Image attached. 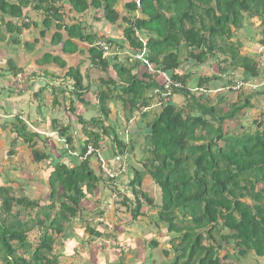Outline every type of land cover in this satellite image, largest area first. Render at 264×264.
Returning <instances> with one entry per match:
<instances>
[{"label": "trees", "instance_id": "1", "mask_svg": "<svg viewBox=\"0 0 264 264\" xmlns=\"http://www.w3.org/2000/svg\"><path fill=\"white\" fill-rule=\"evenodd\" d=\"M119 2H124L126 14L123 16L116 8ZM26 7L44 13V30L40 36H45L55 24L57 31L51 44L61 45L64 53L80 49L75 39L88 43L91 64L101 69L106 78L100 80L96 94L99 115L88 121L78 116L86 136L78 155L73 150L74 139L68 124L60 126L53 121L54 132L65 139V144H70L58 152L59 155L54 151L52 154L41 152L35 140H40L41 134L28 130L22 118L17 117L19 123L11 124V131L19 138L32 142L28 146L34 161L48 160L52 170L48 177L49 204L15 197L9 186L0 185V258L6 264H59L57 256L50 255L54 252L56 236L64 232L65 223L78 217L82 201L93 198L103 183L116 195L118 188L108 183L101 166H97L99 174L91 166L90 159L96 155H84L88 145L99 148L104 136L112 137L118 151L125 150V140L119 135L126 130L128 135L130 131L125 125L122 133L118 132L117 128H122L119 118H110L112 102H120L123 111H128L124 117L126 122L138 120V136L145 143L143 169H132V179L124 184L134 195L135 207L130 208L133 202L129 201L124 205L133 219L143 214L146 204L154 208L153 199L141 190L143 177L150 175L162 196L156 218L166 226L167 234H176L172 248L164 252L169 256L173 251L174 259L165 264H238L232 257L235 252L239 256L252 252L264 258V129L258 122L253 132L249 127L234 132L224 124L242 118V113L252 107L250 97L226 110L219 106L223 95L214 104L209 97L212 89L217 88L211 87L214 82L228 78L226 88L242 91L248 89L245 84L261 76L258 62L242 54L240 41L230 39L243 27L247 13L249 18L256 17L261 25L260 43L264 48V0H0L3 17L20 19ZM89 8L101 10L100 19L109 24L121 22L123 37H99L89 32L78 18L73 23L66 22L67 17L73 20L69 13L82 15ZM5 24L8 32L16 35L30 27L24 21ZM100 41L110 43L113 49L127 50L130 62H120L117 54L105 55L104 49L96 44ZM136 52L144 53L153 72L141 60L133 59ZM219 55L225 57L222 61L229 64L230 69L229 65L227 68L219 65L220 73L202 76L190 72L196 68L194 66ZM42 63L67 67L65 61L53 54H45ZM183 65L187 66V71L182 69ZM237 69L243 70L239 89H235L238 81L231 78ZM162 72L182 84L164 100L161 98ZM13 73L18 75V70ZM64 76L74 80L70 93L76 98L71 97L68 111L75 110L76 101L84 103L89 90L84 86L79 66H68ZM176 94L182 95L188 103L179 106L173 102ZM158 98L163 101L161 110L144 122L150 118V107ZM68 116L73 122V115ZM88 123L92 128L86 126ZM10 154L13 155V151ZM15 207L36 210L38 216L22 221L21 211L14 212ZM34 223L41 226L39 244L30 260L17 257L13 242L23 244ZM151 244L156 247L158 242L152 240ZM232 244L234 252L230 250ZM223 245L226 252L221 256Z\"/></svg>", "mask_w": 264, "mask_h": 264}, {"label": "rangeland", "instance_id": "2", "mask_svg": "<svg viewBox=\"0 0 264 264\" xmlns=\"http://www.w3.org/2000/svg\"><path fill=\"white\" fill-rule=\"evenodd\" d=\"M117 8L123 14L125 13L123 6L120 7L119 5ZM121 27H123V24L121 22H119V24L114 25L113 27V32H114L113 34L119 35L120 36L119 38H122L123 36V29H120ZM3 32L6 35L9 33L7 28L5 27L4 21L3 23H1V18H0V35ZM105 37H108V36H105ZM119 38H116V39H119ZM261 38H262V35H261L260 23H258V20L256 19V17L249 18L248 14L246 13L243 27L241 29H238L236 36L230 39L233 42H236L237 40L240 41L242 43V47H241L242 54L243 55L248 54L258 62L261 68V72H262L261 76L257 77L258 85H256L255 83L253 84L250 83L252 87L250 86V87H246L248 89H244L242 91H236V90H230L226 88V85L229 83L228 78L227 79L225 78L222 81L214 82L211 84L212 88L213 87H217V88L212 89V91L209 93V97L211 98L212 103L214 104V103L219 102L220 96L223 95L224 100L222 101V103L219 104V106L222 107L224 110L231 107L234 103H242L244 102L246 97H250V100L252 102V107L247 108L246 111L244 110L245 112L242 113V118L238 117V118H235L234 120L225 121L224 123L226 125H229L227 127L233 130L234 132H240V131L242 132L243 128L247 129V127H249L248 128L249 131L253 132L257 129L258 122H261L262 129H264V92H263L264 91V48L260 43ZM4 40L5 39H0V108L6 111L5 114H0V185L9 186L11 188L12 195L15 197H28L31 200H38V202L41 205L49 204L48 177H49L50 171L52 170L49 165V161L43 160L42 162H39V163L35 162L32 157V149L28 146L32 142L31 143L24 142L21 138L17 136L15 132L11 131V124L15 122L19 123V121L17 120V117L19 116H15L17 113H13L12 111L13 104H8L7 102H9L11 98L13 99L14 95H17V94L20 95L22 92H27L30 97V98L24 99V104L26 105L25 109H27L29 107H32L30 103L33 101L34 96L33 94H31V90L29 88L30 85L28 87L21 88V86H23L24 83L30 82L28 76H26L27 75L26 73L21 71V73H19L16 76L12 74L8 76L4 75L5 67H2V66L7 67L8 65L6 62L3 61V60H6L4 59L6 55L3 52L8 53L9 50L7 49V43H9L10 41L8 40L7 43H2V41ZM113 47L114 46L112 47L110 46V50L106 52V55H109L112 57V55L117 54L115 56H117V58L121 62H127V61L130 62V58L127 57L128 56L127 50L113 49ZM10 52L13 53V51H10ZM185 55H183L182 57H184ZM23 57H24L23 59H20L22 66L28 65L30 61L32 60V58L29 57L28 54L23 55ZM224 58L225 57L222 55H219V58L210 57L208 61L204 63L203 65L194 66L196 68H192L191 66L192 69L190 72L194 71L195 74L200 75V76L220 73L218 69L219 65L224 68H227V66L229 65V64L227 65V63L222 61L224 60ZM183 66L184 67H182V69L187 71V66L186 65H183ZM230 68L231 66L229 65L228 69ZM112 73L114 72L112 71ZM57 74L58 73H54V76H56ZM57 77L58 78H56L55 80H52L54 85H56V82H58L59 80H60L59 81L60 86L63 84H66L65 82H67V79H62L61 75ZM231 78L236 81L243 80V70L242 69L234 70L233 76ZM36 80L40 82L39 79L36 78ZM66 87L63 88V93L65 94L62 96H64L67 102H69V100H71V97L75 99L76 96L70 93V91H68V88L66 90ZM47 90H48L47 97L49 99V104H51L53 101V94L51 92L52 88L50 89L48 87ZM259 92H262V93L259 94ZM175 98L176 99L175 100L173 99V102H175L179 106H183L188 103L187 100L184 99V97L180 94H177ZM4 101L6 102L4 103ZM115 103L116 105L119 106L120 110H124L120 102H115ZM69 105L61 104L60 106L61 107L60 112H63V111L65 112V113L63 112V114L67 116L66 118L67 121L62 122V120H64L63 119L64 115L63 117L62 115H60L61 116L60 118L58 117H54V118H57L56 120L60 121L59 123L60 126L68 124L71 128L70 133L72 134V136H75L78 134L80 135L81 131L83 133L85 132V129H83L84 127L82 125L77 126V123H80V121L78 119V115L76 116L74 112H72V115L74 117V121H73L74 123L70 121L69 116H68V110L70 109ZM67 107H69V109ZM160 109L161 108L159 105L153 104L149 110L151 117L149 119L147 118V120H144V122L150 121V119H152L155 113L159 111ZM124 113L125 115H127L128 111L127 112L124 111L123 113L120 114L121 116H119L118 124L119 125L121 124L122 128H119V129L117 128V130H119L118 132H120V131H123L126 127H128L130 131L127 138L126 136L124 137L123 135H119L124 140L126 139L128 140L126 141L128 148L130 146L134 148V154L132 151H130V157H129L130 170L127 175V178L129 179L131 178L130 176H133L132 169L134 168L136 169V167L139 168L140 170L143 169V167L141 166V163H142L141 159L145 157V151H144L145 143H144V139L138 136V128H137L138 120L133 119L132 121H129L128 123L123 117ZM22 118H23L22 120L25 121L28 130L41 134L42 137L40 138V140L38 138L35 139L38 145L37 148L41 152L52 154L54 151L56 155H59L58 152H61L62 149L65 148L63 139H61V137L59 136L57 132L54 134L44 132L45 130L47 129L51 130V128H54L56 126L55 123L50 124L48 122V120L51 121V119L53 118L47 119L45 118V116H42L39 119L38 118L27 119L26 113L22 115ZM27 120H29L30 122L28 123ZM108 123L109 122H106V124ZM125 125L127 126L125 127ZM241 125H244V127L241 128ZM86 126L90 127L91 125L90 123H88ZM83 136L84 138L86 137L85 135ZM82 138L83 137H78V136L73 137L74 139L73 148L74 149L73 148L72 149L76 150L77 154H80L82 152L81 151L82 147L85 144L82 141ZM103 138L104 140L107 139L108 142H110V138L112 139L111 136H104ZM10 151H13L14 154L11 155ZM106 154H107L106 157L110 156L108 152ZM66 161L67 160H65V162ZM67 163L69 162L67 161ZM90 164L92 167H94L93 169L95 170V172L99 174L98 172L99 170H97V166H99L100 162L98 161L96 156L90 159ZM147 178L149 181H151L150 177H147ZM148 185L145 188L143 187V189L147 192L145 191L143 192L146 193L148 197L152 198L153 202H156L159 205L155 206L156 204H154V208L150 209L149 205L146 204V207H144L145 214H141L139 218L135 219L138 224L143 226L141 227L142 232H140L139 230L135 231V228H134V230L130 231L132 232V234H130V232H127L125 236L133 237L134 239H141L142 241L145 240V242H147V245H148L147 246L148 249L146 246H144L146 247L147 252L149 251L152 252L154 257L157 258L158 260L160 259L166 260V256L164 252L165 250H170L172 248L173 240L176 234L174 233L167 234L166 226H164L163 223H161L158 220V218H156L158 207H160L162 203V196L159 194L160 191H158V188L154 181ZM105 189L106 188L101 187L102 191ZM143 189L141 186V190ZM106 190L108 191V193L106 192H102V194L99 193L98 194L99 197L95 201V203L98 205L99 208L102 207V204L106 200L113 198L111 195H109L110 191L108 189ZM119 191L121 190H118L116 194L120 198L123 196V201L121 200L120 203L117 201L116 203L128 205L127 201H130V202H133L130 208L132 207L134 208L135 207L134 196H132V199H128V200L126 199L127 198L126 192L129 190L123 188V192H119ZM104 193H106L107 195L105 196ZM125 205H122V206H125ZM124 208H126V206ZM13 211L14 212L21 211L20 218L22 221L29 220L30 217L33 218L34 216H38L37 211L32 210V209H20V208L15 207ZM112 212L113 211H108V214L106 215V219L110 222L113 221L112 218L114 217ZM127 212H129V210H127ZM120 213L123 214L124 219L127 218V215H129L128 213H126V211H123ZM39 216L42 217V214H40ZM78 221L79 220L77 219L76 220L73 219L69 223H65L64 227L66 226L68 228L73 229L74 223ZM130 226L134 227V223L130 224ZM40 227L41 226H38V224L34 223L33 229H30L28 231L26 235L27 238L25 239V242L23 244L18 243L16 241L13 242L15 249L17 251L16 253L17 257L22 256L26 260L31 259L33 252L35 251V249L37 248L39 244L38 238H39V234L41 230ZM59 237L58 235L56 236V241L54 243V249H57V252L59 248L58 247V242L60 240ZM216 237L218 238V236ZM152 240H157L158 245L156 247L152 246L151 244ZM224 249H225V246L223 245L222 249L220 250L221 256L225 255L226 251ZM230 250L234 252L233 244L230 246ZM52 254H54V252L50 253L51 256ZM174 254L175 253L173 251L170 253L169 255L170 261L174 259ZM56 256L60 257V255H57V254ZM232 257L234 260H238V264H264V258L256 257L255 255L252 254V252L251 254H247L246 256H239L235 252ZM0 264H6V261L0 258Z\"/></svg>", "mask_w": 264, "mask_h": 264}, {"label": "crops", "instance_id": "3", "mask_svg": "<svg viewBox=\"0 0 264 264\" xmlns=\"http://www.w3.org/2000/svg\"><path fill=\"white\" fill-rule=\"evenodd\" d=\"M9 1L15 2V0H9ZM123 3L124 2H119L117 7L119 5L120 7H122ZM120 13L122 16L126 14V13L123 14L122 12ZM136 14L137 16H139V12H137ZM69 15L73 17V20L70 21L69 20L70 17L69 18L67 17L66 19L67 23L69 24L73 23L75 22V19L78 18L79 21L84 26L88 27L89 32H95L99 37L101 36H108L112 38L120 37L119 35L113 34L114 33L113 27L116 24H109L106 20L100 19L102 17L101 10H97V9L95 10L89 8L87 12L82 15L74 14V13H69ZM0 18H1V23H3V21L4 23H7V21H13V23L22 24V22L24 21L30 24V27L28 29H23V31L18 35L10 32L7 35L4 32L0 35V39H5L4 41H2V43H7V41L10 40L9 43H7V49L9 50L8 53L3 52L6 55V57H4V59L6 60L3 61L6 62L8 65L7 67L2 66L5 67L4 75L5 76L6 75L8 76L10 74L14 75L13 70H18V74L21 73V71L26 73L27 74L26 76H28L29 81L31 83L30 82H29L30 84L28 82L24 83V85L21 86V88L28 87L30 85L29 88L31 90V94H33L34 96L33 101L30 103L32 107H29L27 109H25L26 105L24 104V99L30 98L27 92H22L20 95L18 94L14 95L13 99L11 98V100L7 102L8 104H13L12 111L13 113H17L15 116H19L20 118H22V115L25 113L27 115V119L30 118L39 119L42 116H45V118L47 119L53 118L51 119V121L48 120L50 124H52L53 121H57L59 124L60 121L56 120L57 118L54 117L60 118L61 117L60 115H62V117L64 115L63 117L64 120H62V122L67 121L66 120L67 116L63 114L64 111L60 112L61 111L60 106L61 104L69 105V102L71 103V100L67 102L66 98L62 96L65 94L63 93V88L69 86L71 81L74 82V80L70 78H65L64 74L68 66L74 68L79 66L80 72L84 76V82H83L84 86L87 87V90H89V92L86 93V96L84 98L85 102L82 103L76 101V103L74 104L75 110L68 111V115L69 114L72 115L71 112L74 111L76 115L82 117L86 121H88L87 119L90 120L93 117H97L99 113L98 110L96 109L97 107L96 105L98 103L96 94L98 89L100 88V80L102 78H106V74L101 69L91 64L88 53V49L90 45L88 43L81 42L75 39L73 41L80 47V49L77 52L68 53V54L62 51L61 45L53 46L51 44V39L53 34L57 31L55 24L50 28V30L46 31L45 36H40L41 31L44 30V27L42 25L44 13L41 10L33 9L32 7L24 8L23 17L20 19L18 18L12 19L8 16L3 17L1 13H0ZM120 29H123V27H121ZM14 37H16L17 39L16 41H14L13 39ZM26 43H29L31 45L26 46L25 45ZM10 51H13V53ZM26 54H28L29 57L32 58V60L28 65L22 66L20 59H23L24 58L23 55ZM45 54H53L55 56H59L63 61L66 62L67 67L61 68L59 65L55 63L43 64L42 59ZM54 73H58V74L54 76ZM59 75L62 76V79H67V82H65L66 84L60 86V82H59L60 80H59L58 82H56V85H54L52 80L58 78L57 76ZM36 78L39 79L40 82H38ZM250 83L252 84L255 83L256 85H258V79L254 78L248 84ZM48 87L50 89L52 88L51 92L53 94V101L51 104H49V99L47 97ZM67 88L68 87H66V90ZM176 96L177 94L174 96L173 98L174 100L176 99L175 98ZM5 102L6 101H4V103ZM67 108L69 109V107ZM110 108H111L110 118L112 120L119 118V116H121L120 114L124 112L123 110H120L119 106L116 105V103L114 102L110 104ZM157 112L155 114H157ZM5 113L6 111L0 108V114H5ZM123 117H125V113L123 114ZM27 121L28 123L30 122L29 120ZM77 126H81V124L77 123ZM137 128H138V124H137ZM44 132L52 133V134L55 133L53 128H51V130L47 129ZM120 133H122V131H120ZM83 135L84 133L81 131L80 135L78 134L77 136L83 137L82 141H84L86 137L84 138ZM100 143H101L100 147L102 148L105 157L107 155L106 154L107 152L111 156L118 151L115 147V143L113 139L111 138H110V142H108L107 139L104 140L103 138V141H101ZM129 148L130 151H132L134 154V148L131 146ZM142 165L143 163H141V166ZM147 177H150V175H145L143 177L142 189L143 187L145 188L148 184L154 181L151 177H150L151 181H149ZM127 180L129 179L127 178V176H125L121 178V180L119 181L122 188L125 187L124 184L127 183ZM104 186L106 188L105 183H103L102 188ZM156 186L158 188V191H160L159 194L161 195V190L159 186L157 184ZM143 191L145 190L143 189ZM102 192L108 193L106 189L102 191L100 187L99 191L95 193L93 198L84 199L81 203V210L79 212L80 214L78 215L77 218H75V220L77 219L79 221L74 223L73 229L65 226L64 232L59 235L60 237L58 236L60 238L58 242L59 248H58V252L57 249H54V254L60 255V257L57 256L59 264H165L167 263L170 260L169 256H166V260L165 259L158 260L157 258L154 257L152 252L150 251L147 252L146 247L148 245L147 242H145V240L142 241L141 239H134L133 237L125 236L127 232L134 230V228L135 231L139 230L140 232H142L141 227L143 226L138 224L135 219L133 220L130 212H127V210L129 209L124 208L125 206H122L124 204L116 203L117 201L119 203L121 202V200L123 201V196L120 198L118 197V195L116 197L114 195L115 193L113 194L110 193L109 195H111L113 198L106 200L104 203L102 202L103 203L102 207L100 208L98 207L95 201L99 197L98 194L99 193L102 194ZM106 193H104L105 196L107 195ZM132 196L134 195L130 191L126 192L127 200L132 199ZM154 204H156L155 206L159 205L156 202H154ZM108 211H113L112 213L114 217L112 218L113 220L112 222L106 219V215L108 214ZM123 211H126V213L129 214L125 219L123 218V214L120 213ZM142 211L143 214H145L144 209ZM137 218H139V216ZM133 223H134V227H131L130 224ZM88 229L94 230L96 231L95 233L97 234L99 233V234L94 235L91 232H89ZM130 234H132V232H130Z\"/></svg>", "mask_w": 264, "mask_h": 264}, {"label": "built area", "instance_id": "4", "mask_svg": "<svg viewBox=\"0 0 264 264\" xmlns=\"http://www.w3.org/2000/svg\"><path fill=\"white\" fill-rule=\"evenodd\" d=\"M101 48L104 49L105 54L110 50V46L112 45L105 41H100L97 43ZM133 58L141 60L145 65L148 66L149 70L153 72V68L150 65L149 61L144 57V53H136L133 55ZM162 78H163V85H164V91L161 94V98L163 100L167 98L170 95H173V90L178 89L182 87V84L180 81H176L172 79L167 73L162 72ZM242 85L241 81H238L235 89H239ZM245 86L250 87V84H245ZM252 87V86H251ZM156 105H159L162 107L163 101H159L156 103ZM127 130L125 131V134L127 135ZM77 154V153H75ZM95 154L100 162V166L103 169L105 176L109 179V183L112 184L113 187H120V183L118 182V179L121 175L127 173L128 171V152H124L123 154H116L112 158H107L104 156L102 150L99 148H95L92 145L87 146V150L85 152V156Z\"/></svg>", "mask_w": 264, "mask_h": 264}, {"label": "clouds", "instance_id": "5", "mask_svg": "<svg viewBox=\"0 0 264 264\" xmlns=\"http://www.w3.org/2000/svg\"><path fill=\"white\" fill-rule=\"evenodd\" d=\"M97 43H98V42H97ZM97 43H96V44H97ZM136 53H138V52H136ZM136 53H134V54H136ZM134 54H133V55H134ZM105 55H106V54H105ZM132 57H133V56H132ZM133 59H135V58H133ZM142 63H143V62H142ZM143 64H144V63H143ZM144 65H145V64H144ZM148 70H149V69H148ZM149 71H150V70H149ZM150 72H151V71H150ZM73 84H74V82L71 81V83H70L69 86H68V91H70V92L72 91ZM247 84H248V83H247ZM247 87H248V86H247ZM157 102H158V101H155L153 104L156 105ZM153 104H152V105H153ZM151 107H152V106H151ZM151 107H150V108H151ZM160 108H162V107H160ZM123 135H125L126 138H127V136H128V135L125 134V132H123ZM75 136H77V135H75ZM75 136H73V137H75ZM61 139H63V138H61ZM85 140H86V139H84V141H83L84 143H85ZM126 141H128V140L126 139L125 142H126ZM65 142H66L65 139H63V143H64V145L67 146V148H68V146H69L70 144H68V143L65 144ZM125 144H126V143H125ZM84 145H85V144H84ZM99 147H100V146H99ZM100 149L102 150L101 147H100ZM126 151H127L128 154H129V156H128V171H127V173H125V174H123V175H121V176L119 177L118 182L120 181L121 178L127 176L128 173H129V170H130V161H129L130 150H129L127 144H126V148H125V150H123L122 152H121V151H117V152L114 153V155H111V156H108V157H107V158H112V157H114L116 154H123V153L126 152ZM102 152H103V150H102ZM76 153H77V152H76ZM103 154H104V152H103ZM77 155H78V154H77ZM104 156H105V155H104ZM97 159H98V158H97ZM98 161H99V160H98ZM99 165H100V164H99ZM107 179H108V178H107ZM131 179H132V177L129 178L128 181H130ZM108 183H109V181H108ZM119 183H120V182H119ZM123 188H124V187H123ZM123 188L121 187V184H120V187L118 188V190H121V191H119V192H123V191H122ZM115 196L117 197V194H116Z\"/></svg>", "mask_w": 264, "mask_h": 264}]
</instances>
